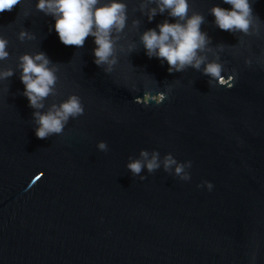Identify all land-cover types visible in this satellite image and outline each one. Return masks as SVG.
<instances>
[{"label": "water", "instance_id": "obj_1", "mask_svg": "<svg viewBox=\"0 0 264 264\" xmlns=\"http://www.w3.org/2000/svg\"><path fill=\"white\" fill-rule=\"evenodd\" d=\"M37 2L0 13L10 53L0 66L14 69L0 80V264H264V0H249L259 18L251 35L215 25L210 8L231 9L223 0H189V15L205 17L209 59L225 45L224 85L191 67L169 73L166 60L146 54L141 33L175 21H149L140 0H124V51L111 73L94 63L92 36L64 45ZM21 29L34 38L21 41ZM37 51L58 66L57 95L43 110L70 94L84 106L47 139L35 135L17 67ZM141 149L148 160L158 151L160 167L134 175L127 164L145 159ZM168 153L190 179L175 165L164 170Z\"/></svg>", "mask_w": 264, "mask_h": 264}, {"label": "clouds", "instance_id": "obj_2", "mask_svg": "<svg viewBox=\"0 0 264 264\" xmlns=\"http://www.w3.org/2000/svg\"><path fill=\"white\" fill-rule=\"evenodd\" d=\"M20 3L21 0H0V13L11 11ZM223 3L231 5V9L215 4L209 10L219 29L245 35L258 32L259 18L254 14L249 0H223ZM153 4L155 6H151ZM36 8L54 18L55 31L64 45L83 47L86 38L92 36L96 45L93 49L94 63L103 67L106 73L113 71L118 63V50L124 51V46L118 44L128 20L127 4L124 0H38ZM139 9L145 12L149 21L157 14L165 13L175 21L165 19L158 23L156 28H148L141 33L140 41L150 58L155 56L162 62L166 60L169 73L183 72L191 67L208 76L209 85L214 81L224 85L221 73L225 69L220 62L219 52L224 50L225 45L217 44L216 49L219 51L215 50V59H209L208 53L214 49L210 47L211 37L201 30L205 17L195 10L189 15V0H140ZM139 23L138 20H133L132 26L136 28ZM18 38L23 41L26 38L33 39L34 35L21 29ZM240 43H243L242 38ZM7 45V38L0 35V61L9 58ZM134 47L133 43L127 44L129 50ZM246 63L250 64L251 60H246ZM17 67L21 70L20 80L25 86L23 95L27 97L29 106L35 110L32 117L37 125L35 135L39 139L61 134L70 118L83 115L84 106L77 94H70L59 103L52 102L43 110L47 98L57 95L58 80L57 64L43 51L21 54ZM13 75L12 67L0 66V80ZM165 98L164 93L161 101L156 103H161ZM98 148L107 150L106 142L100 141ZM159 155L158 151L153 150L152 158L148 160V151L141 149L140 156L145 159H130L127 168L134 175L140 174L144 167L151 173L160 167ZM172 165H175V175L183 180L190 179V175L184 171L185 165L178 163L173 155L168 153L163 161L164 170L171 172ZM188 166L191 167V161H188ZM140 178L145 179L143 176ZM205 183L209 189L212 188L211 183Z\"/></svg>", "mask_w": 264, "mask_h": 264}]
</instances>
